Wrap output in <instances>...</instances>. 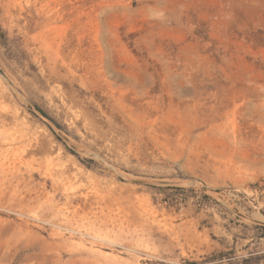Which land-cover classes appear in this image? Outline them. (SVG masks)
Segmentation results:
<instances>
[{"label":"rangeland","instance_id":"rangeland-1","mask_svg":"<svg viewBox=\"0 0 264 264\" xmlns=\"http://www.w3.org/2000/svg\"><path fill=\"white\" fill-rule=\"evenodd\" d=\"M262 188L264 0H0V264H264Z\"/></svg>","mask_w":264,"mask_h":264},{"label":"trees","instance_id":"trees-1","mask_svg":"<svg viewBox=\"0 0 264 264\" xmlns=\"http://www.w3.org/2000/svg\"><path fill=\"white\" fill-rule=\"evenodd\" d=\"M42 114L45 115L44 112H42ZM262 189H264V188H262ZM262 257H264V255H263ZM253 263H256V262H252V264H253Z\"/></svg>","mask_w":264,"mask_h":264}]
</instances>
